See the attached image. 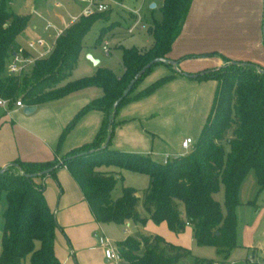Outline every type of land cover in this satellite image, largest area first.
<instances>
[{"label":"trees","instance_id":"trees-1","mask_svg":"<svg viewBox=\"0 0 264 264\" xmlns=\"http://www.w3.org/2000/svg\"><path fill=\"white\" fill-rule=\"evenodd\" d=\"M192 1L162 0L159 7L161 19L150 29L152 46L147 49L124 47L121 75L99 68L92 76L74 80L68 78L79 63L85 36L98 20H109L111 13L81 16L57 38L48 56L36 59L31 74L23 76L25 73H9L7 65L21 47L17 39L29 18L11 11L5 0L1 1L0 98L10 100L11 106L17 100L25 105L39 106L89 87H100L103 95L78 112L61 134L60 144L89 111H103L104 120L92 142L74 148L61 159L55 162L16 160L13 163L17 165H11L0 174V198L6 193L8 204L4 215L5 228L0 234V264H25L27 259L31 264H63L55 249L59 224L47 202L45 186L36 182L37 177L26 176L50 168L53 171L49 175H54L58 164L65 165L76 179L99 223L124 224L128 220L145 223L151 219L156 223L166 222L172 231H183L189 225L193 227L196 243L200 246H214L223 252L236 247L239 189L250 171L255 174L258 194L264 190V73L254 67L264 69V66L227 60L223 66L198 74V79L217 82L210 113L197 141L193 142L192 152L166 162L111 148L121 107L130 100L153 93L173 77H160L138 91L153 69L151 67L117 108L112 138L107 142L109 118L115 101L145 65L158 57L168 58ZM122 169L149 177L142 199L133 187L124 188L119 199L112 198V192L123 179ZM220 184L224 187L225 212L214 199ZM249 203L256 206L255 200ZM117 250L120 258L128 264H188L192 258L188 249L149 234H144L141 240L129 236L118 243ZM192 264L213 262L193 257Z\"/></svg>","mask_w":264,"mask_h":264},{"label":"crops","instance_id":"crops-1","mask_svg":"<svg viewBox=\"0 0 264 264\" xmlns=\"http://www.w3.org/2000/svg\"><path fill=\"white\" fill-rule=\"evenodd\" d=\"M263 21L264 0H193L182 31L168 53V58L177 62V71L166 65L152 69L139 85L138 91L160 77H173L153 93L130 100L121 107L116 117L111 148L145 154L159 162L182 155L179 143L187 136L197 141L217 89L215 80L198 79L197 75L223 66L227 60L249 61L264 66ZM74 22L65 23L63 28L48 23L52 25L50 29L55 31L52 37L54 41L38 38L43 39L45 45L31 50V54L52 50L59 35ZM38 39H29L25 44L17 40L21 46L27 47L29 42ZM100 64L94 65L95 73L102 68ZM102 95L100 87H89L65 98L41 104L30 115L24 112L26 105L17 107L13 104L0 108V168L16 160L55 162L74 148L92 142L104 120L103 111L97 109L86 113L61 144L60 139L78 112ZM137 174L149 184V178L143 177L147 175ZM36 182L45 186L48 204L51 202L54 205L53 197L59 195L55 212L59 224L56 246L57 240L61 238V229L71 247L70 253L67 249V253L62 255L55 246L56 254L63 264H74L72 258L75 260L76 256L79 264H105L117 260L106 258L103 251L104 263H100L97 254H93L96 250H89L92 248L91 243L99 242V232L96 231L108 225L95 220L78 182L65 165L59 167L54 175L37 177ZM46 189L49 190L48 194ZM240 197L241 186V201ZM249 201L242 200L240 204ZM50 207L53 209L52 205ZM126 239L127 234L124 232L118 243Z\"/></svg>","mask_w":264,"mask_h":264},{"label":"rangeland","instance_id":"rangeland-1","mask_svg":"<svg viewBox=\"0 0 264 264\" xmlns=\"http://www.w3.org/2000/svg\"><path fill=\"white\" fill-rule=\"evenodd\" d=\"M6 1L7 7L11 11L29 18L26 29L18 36V40L24 44L29 39L38 38H44L50 42H53L54 40H52V37L55 36V31L52 29L46 30L47 24L51 23L58 28H63L65 23L74 22L75 18H78L82 14V11L88 4L87 0ZM116 1L123 2L124 6H127L128 8L138 10L143 17L145 29L140 31L137 30L134 33H129L128 29L132 23V14L125 8L120 6H112V4L115 5ZM109 3H111L109 4L111 9L108 10V12L111 13L109 20H98L87 33L83 40L84 47L80 55L79 63L73 70L68 80L79 79L95 74L94 63L88 59V54H92L96 59L100 60V67L110 69L117 75H120L124 70L122 63V49L124 47L129 48L132 46H152L153 37L150 34V29L153 27V23L155 21H159L161 19V13L159 11L161 0H109ZM153 3H155L157 7L151 8ZM57 4L59 6H56ZM106 41L110 45L109 53H106L104 48V43ZM163 65L164 64L160 63L154 65L153 68L155 66L157 67ZM173 69L176 71L175 68ZM31 72L32 69L29 68L23 76H28L31 74ZM179 145V152H181L182 155L189 154L193 150V145H191L188 149H183L181 147V142ZM121 173L123 179L119 180L117 187L112 192V198L114 200L119 199L123 195L124 188L133 187L137 189L138 195L142 199L144 192L148 187V183H146L145 180L141 178L142 176H140V174L130 170L122 169ZM68 175L70 176L69 173ZM48 191L49 190L46 189L47 194ZM256 193V177L254 172L250 171L242 182L240 197L242 199L239 201L242 202L243 200V202H248L249 200H255L256 206H253L251 203H242L236 208L237 245L229 252L219 251L214 246L198 245L194 237V230L192 226L185 227L183 231H172L166 222L156 223L151 219L147 220L145 223L137 222L135 220H128L124 224H118L115 222L107 223L108 226H104L102 229H98L96 231L99 232L97 240H99L100 235L105 234L111 240L114 247L117 248L118 241L122 240L124 232L127 234V238L132 236L138 240H141L144 234L158 235L164 238L167 242L188 249L192 256V258L189 259L188 264H192L193 257L211 260L213 264H264V190L257 195ZM214 199L219 202L222 211L225 212L224 187L222 184H220L219 190L214 194ZM53 200L54 205L50 202L49 206L52 205V210L57 213L56 210L58 208L59 195H56V197L54 196ZM257 207L259 210H257ZM7 208L8 204L6 193H3L2 197L0 198V234L3 233L5 228L4 215ZM140 208L143 210L142 205ZM59 232L61 238L57 240V246L55 241V246L58 250L57 252L64 255L67 253L68 249V252L70 253L71 247L69 239L61 229ZM91 245L92 248L89 250H96L93 252V254H97V258L100 263H104V249L100 245V242L97 244L96 242L95 244L91 243ZM1 249L2 246L0 240V253ZM75 260L72 258L74 264H79V261ZM25 264H31L30 259H27ZM105 264H126V261L124 259L117 258V260H112L110 263L106 262Z\"/></svg>","mask_w":264,"mask_h":264},{"label":"built area","instance_id":"built-area-1","mask_svg":"<svg viewBox=\"0 0 264 264\" xmlns=\"http://www.w3.org/2000/svg\"><path fill=\"white\" fill-rule=\"evenodd\" d=\"M87 1H88V4L86 8L82 11V14L78 18H75V21L79 20L81 16L88 17L96 13L107 12L109 9H111V6L109 5L111 3H109V0H106V1L105 0H87ZM112 6H120L122 8L127 9L128 12H131L132 23L128 29L129 33H134L137 30L140 31V30L145 29L143 17L138 10L131 9V8H128L127 6H124L123 2H120V1H116L115 5L112 4ZM51 27H52L51 24H47L46 30H49ZM44 45H45V41L43 39H38V40L29 42L27 47L21 46L12 55L11 59L9 60L8 65H7V71L15 75L24 74L29 68L33 66L36 59L46 57L52 52L53 49L46 51V52H41L38 55L31 54L30 52L31 50H36L37 48L43 47ZM104 48H105L106 53L110 52V45L107 41L104 43ZM13 104L17 107L25 106V104H23L21 100H17ZM9 105H11L10 100L0 98V108H7ZM193 142H194L193 139L187 136L182 140L181 147L183 149H188L191 145H193ZM167 160L168 159H166L164 162H166ZM99 242H100V245L104 249L106 258L108 259L118 258L117 250L115 249L111 240L106 235H100Z\"/></svg>","mask_w":264,"mask_h":264},{"label":"water","instance_id":"water-1","mask_svg":"<svg viewBox=\"0 0 264 264\" xmlns=\"http://www.w3.org/2000/svg\"><path fill=\"white\" fill-rule=\"evenodd\" d=\"M155 7V3H153L151 5V8ZM262 40H263V45H264V21L262 24ZM88 59L91 60L94 65L99 64L100 60L96 59L92 54H88L87 55ZM164 64V65H170L171 67L175 68V70L177 71V62L175 60L169 59V58H163V57H158L153 59V61H151L150 63H148L147 65H145L135 76L134 78L130 81L129 85L127 86V88L125 89V91L123 92V94L115 101L114 103V111L112 113V115L109 118V124H108V128H109V135L107 136V142H109L112 138V133H113V123L115 121V117H116V110L117 108L120 106V104L123 102V100L129 95V93L132 91L134 85L139 81V79L144 75V73L149 70L151 67H153L154 64ZM234 64L236 62H233ZM243 65H253L251 63H242ZM257 71L259 73H264V69L260 68L259 66H254ZM37 110V106H31V105H26L24 107V112L28 115L33 114L35 111ZM11 165H17V164H10V165H6L2 168H0V174L5 173L9 167ZM61 164H58L57 167H60ZM53 171V168H50L42 173H35V174H26L27 177L29 178H36L38 176H43V175H49L51 172Z\"/></svg>","mask_w":264,"mask_h":264}]
</instances>
